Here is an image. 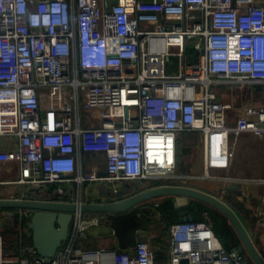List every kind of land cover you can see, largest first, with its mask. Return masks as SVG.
Returning a JSON list of instances; mask_svg holds the SVG:
<instances>
[{
  "label": "built area",
  "instance_id": "2783aa9c",
  "mask_svg": "<svg viewBox=\"0 0 264 264\" xmlns=\"http://www.w3.org/2000/svg\"><path fill=\"white\" fill-rule=\"evenodd\" d=\"M224 82L264 89V0H0V161L19 166L27 191L16 198L55 186L46 198L65 200L77 182L66 200L79 205L85 182L116 191L165 178L183 132L202 136L206 177L230 168L233 137L264 139V105L229 125L233 104L212 91ZM86 153L105 154L106 175L84 172ZM203 216L172 222L159 260L147 237L131 249L84 248L102 219L78 209L52 257L25 238L8 252L0 233V264H248Z\"/></svg>",
  "mask_w": 264,
  "mask_h": 264
},
{
  "label": "water",
  "instance_id": "95a60500",
  "mask_svg": "<svg viewBox=\"0 0 264 264\" xmlns=\"http://www.w3.org/2000/svg\"><path fill=\"white\" fill-rule=\"evenodd\" d=\"M100 175H106L101 172ZM98 196L102 200L91 199L78 203L65 200H50L42 196L36 198H1L0 209L5 210L14 223L25 215L27 226L32 232V241L38 253L52 257L67 239L74 213L79 209L83 213L101 216V225L112 229L117 239V247L128 249L135 247L138 240H146L139 232H146L152 220V207L149 201L157 197H169L180 216V221H192L193 201L210 205L228 219V228L236 240L237 248L246 254L253 264H264V256L254 243L246 226L228 202L221 197L184 185H161L139 192L131 187H121L114 191L101 184ZM102 196L108 197L103 199Z\"/></svg>",
  "mask_w": 264,
  "mask_h": 264
},
{
  "label": "crops",
  "instance_id": "0c3cea01",
  "mask_svg": "<svg viewBox=\"0 0 264 264\" xmlns=\"http://www.w3.org/2000/svg\"><path fill=\"white\" fill-rule=\"evenodd\" d=\"M250 104H252V106L256 108L257 106H259L255 103ZM248 106L249 104H245L241 107V114L245 112ZM233 122H235V120H233ZM232 141L235 146V155L232 159L230 168L219 169L214 173V175H212V177H206L205 173H196V177L200 179L196 183L193 182L194 184L192 185H186L177 181L178 177H180L181 175L179 176L178 173H175V171L172 175L167 176L165 178L143 180L139 183H137V181L130 182L136 183L135 185L133 184L131 187L135 189V192H139L145 189L161 185H184L221 197L224 201L228 202L229 205L233 207L243 224L246 226L254 243L256 244L260 252L263 253L264 256V218L262 219V216L260 215V210L264 207V184L258 181V179L264 178V139L262 137L256 136L252 132H243L240 133L238 137H233ZM84 160V172L86 174H92L93 172L101 174V172H105V168L102 167L105 162L104 153H86L84 155ZM19 175L20 170L16 162L0 161V199L16 198L19 197L22 192L27 191V188L25 186L17 182ZM87 185H92L94 187L96 197L90 198L87 195L86 198H84L83 200H102L101 198L97 197L99 192L98 188L101 184L99 182H93L88 183ZM81 188L83 192V186H81ZM225 188L226 190H224ZM66 189V194H68L70 197L77 198L80 185L77 182H72L70 184H66ZM49 191L50 189L46 192L42 191V194L44 196L42 197L46 198L47 192ZM166 199H169V197H157L149 201L148 205L152 207V212L150 213L152 220L150 221L149 229L146 232H139V236H146L147 238L153 239L154 235L158 231L156 225H160L161 221L165 222L168 219V214L164 213L161 209V206L164 204ZM157 203L158 206H156ZM198 204L199 203H197V201H193L191 204V210L193 213L192 221H200L204 219L203 212L199 210ZM175 214L178 221H180V216L176 210ZM209 215L210 225L213 228L212 216L210 213ZM170 222L172 223L173 221ZM2 226H9L15 230H20L21 232H23V235L26 231L25 235L28 236L29 241H32V232L26 224L25 215L22 216L20 222L15 224L13 218L9 217L6 211L3 210L0 213L1 229ZM22 226L24 228H22ZM98 233L100 234V232ZM90 235L92 234L88 233V237ZM100 238V235H95L94 240L98 241V246L95 245L93 249H97L99 247L109 248V246L112 244L111 241H101ZM20 242H22V240H20ZM156 246L158 245L156 244ZM4 247L6 250L15 251L11 249V244L8 245V241L6 240L5 236ZM232 248H235V246ZM159 257V260L163 259L160 254Z\"/></svg>",
  "mask_w": 264,
  "mask_h": 264
},
{
  "label": "rangeland",
  "instance_id": "374dc122",
  "mask_svg": "<svg viewBox=\"0 0 264 264\" xmlns=\"http://www.w3.org/2000/svg\"><path fill=\"white\" fill-rule=\"evenodd\" d=\"M191 44V41H190ZM192 45V44H191ZM190 50V49H189ZM177 60L176 58L171 59V67H169L170 71L173 72L175 69V64ZM232 84V85H231ZM212 91H215L222 100L232 103L234 109L230 111L231 117L228 121L229 125H234L233 120H236L241 115V107L245 104H250V103H255L256 105H259L257 107H262L264 105V89H258L256 88L255 84H250V83H233V82H224L223 84H218V85H213L212 86ZM51 93L55 94L57 93V89H54L51 91ZM81 115L83 119H86L89 116V112L82 110ZM180 145H181V151L182 148H188L190 149L189 154H181V159L178 160V165L176 169V174L180 177H178L177 181L182 184L186 185H192L194 184L193 182H197L199 179L196 177L197 174H203L205 172L204 170V153H203V138L199 133L196 132H190L186 133L183 132L181 134V139H180ZM86 160V158H85ZM84 160V161H85ZM201 163V164H200ZM189 165V166H187ZM103 168H106V163L102 165ZM219 170V169H211L210 173L211 175H214V173ZM199 176V175H198ZM155 179V178H152ZM151 180V179H149ZM202 180V179H201ZM136 182V181H135ZM140 181H137L139 183ZM88 182L83 184V199L86 198L88 195L90 198L96 197L94 187L92 185H87ZM131 185H135L136 183H130ZM170 222V219H167L165 222H160V225H156L158 228V231L153 237V244L154 245H165L164 242L167 239L168 236V224ZM22 228H24L22 226ZM100 232V234L98 233ZM88 233L92 234L88 237V239L83 241V247L84 248H94V246H98V241L94 240L95 235H100L101 236V241L105 240H110L111 245L109 248H116L117 247V239L111 229L107 228L104 225H99L92 227L89 229ZM26 234V231L24 232V235ZM23 232L20 230H15L14 236L21 240V239H26L29 241V238L27 235L24 236ZM7 237L11 236L9 233L6 235ZM95 243V244H94ZM10 243L8 242V245ZM92 244V245H91ZM94 244V245H93ZM165 246L163 250H159L157 254L159 253L162 258L166 257V254L164 252ZM8 252H14L7 250Z\"/></svg>",
  "mask_w": 264,
  "mask_h": 264
},
{
  "label": "trees",
  "instance_id": "16d2710c",
  "mask_svg": "<svg viewBox=\"0 0 264 264\" xmlns=\"http://www.w3.org/2000/svg\"><path fill=\"white\" fill-rule=\"evenodd\" d=\"M232 85V84H231ZM256 88L258 89H263V87L261 85H258L256 84ZM181 145H179V153H178V159H181V154L185 153V154H189L190 153V149L189 147L187 148H182V151H181ZM189 166V165H187ZM55 186H51L49 189L51 192L53 189H54ZM47 192V194L49 193ZM55 199L58 198V196H55L54 197ZM197 203H199L198 207H199V210L201 212L203 211H209V213L211 214L212 216V220H213V228H214V231L221 237V239L223 240L224 244L226 247L228 248H232V247H236L237 246V243H238V240H236V238L234 237V235H232V233L230 232V229L228 228V219L223 215L221 214L220 212H218L216 209H214L213 207H211L210 205H207L203 202H199L197 201ZM161 209L163 210L164 213H167L168 214V219H170V221H173V222H177L178 219L176 218V214H175V208H174V205L171 201V198L169 199H166V201L164 202V204L161 206ZM3 210L0 209V213L2 212ZM25 221H26V224L28 222V220L26 219L25 217ZM168 224V227L169 225L171 224V222L167 223ZM0 233H2L4 236L8 235V233L11 235L9 237L5 236L6 240L11 244V249L12 250H15L14 252L16 251H19L21 245H22V242H20L19 239H17L14 234H15V229H13L12 227H9V226H2V229L0 228ZM165 244V242H164ZM161 249L164 248V245H160ZM262 253V252H261ZM263 255V253H262ZM157 258L160 259L159 257V253L157 254ZM247 258L249 259V257L247 256ZM248 264H253L252 261L249 259V262Z\"/></svg>",
  "mask_w": 264,
  "mask_h": 264
},
{
  "label": "flooded vegetation",
  "instance_id": "af4514ba",
  "mask_svg": "<svg viewBox=\"0 0 264 264\" xmlns=\"http://www.w3.org/2000/svg\"><path fill=\"white\" fill-rule=\"evenodd\" d=\"M122 185H123L122 187H124V186L131 187V186H132V185L130 184V182L123 183ZM106 187L110 190V187H108V186H106ZM102 198L108 200V199H107L108 197L102 196ZM246 256H247V255H246ZM247 261L249 262V259H248V258H247Z\"/></svg>",
  "mask_w": 264,
  "mask_h": 264
}]
</instances>
